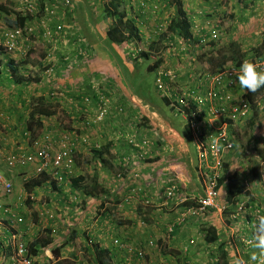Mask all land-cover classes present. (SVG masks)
Returning a JSON list of instances; mask_svg holds the SVG:
<instances>
[{"label":"crops","instance_id":"crops-1","mask_svg":"<svg viewBox=\"0 0 264 264\" xmlns=\"http://www.w3.org/2000/svg\"><path fill=\"white\" fill-rule=\"evenodd\" d=\"M54 1H51L50 4L48 3V7H50L51 9ZM75 1H77V4L74 11L71 7L73 11L72 13L68 12L67 15V12L64 9H60L58 7V9L55 10V8L57 7L55 6V13L52 14V27L54 29L56 26L61 24L62 21L66 22L67 26L61 34L55 36V43H59L65 47V49H63L62 47L59 48L57 50V53H61V55H66L67 53L65 51L66 49H69L68 53L72 56L71 57L68 54V56H65V59L62 58L61 65L64 66L62 68V71L64 70L66 73L61 72V76L56 75L54 85L49 84L50 88L48 92L38 91L39 86H45L42 80L41 82H37L36 86H32L33 83H30V85H26L23 89L19 90L26 92L25 89L27 88L31 91V95H35L33 92L39 93L40 95L42 94L54 104L56 113L52 117L43 118V128L41 130V135L45 132H50L52 136L55 135V142L60 144L61 139L63 137L62 135H60L57 138V134L60 132V130H63V132L66 131L70 133V137L72 138V141L74 142L75 146H78L77 148L75 147L77 156L75 166L77 167L80 161L82 163H85L84 165H86L87 167H89L90 164L97 165V168L87 169L86 173L79 171L77 168L74 177L85 176L88 178L96 174L99 177V180L105 186L106 191L114 193V187L111 188L112 185H109L110 176H112V178L115 176V174L119 176L118 172L125 167L124 159L129 158L131 160V167H128V169L132 170V172L131 174L126 175V177H123L122 180H119V183L123 184L129 181L128 177L133 175L132 173L134 172H139V174H142V184L145 185V189L147 190V192L149 190L148 193L152 196L155 206V208H152L151 210L149 209L148 212L144 214V216L149 220L151 217L154 219V221H157L155 213L164 210L163 207H160V203L163 200L165 189L168 188L170 184L169 179L173 171H175V173L181 180L180 182L184 185V192L194 197L195 199H198L204 195V177L199 173V163L194 166L195 163L192 159V154L189 148L191 145L188 144L189 142L185 138V132L179 129L176 123L171 122L170 119H168V115H166L165 111L160 107H153V109L151 110L149 108L141 106L138 102L137 97L131 91H126L122 86V80L120 78L119 72L121 71V69L117 68L114 62L123 65V62L129 63L131 61L134 67L135 65H137V63L135 64V62L139 61L140 59H137L139 57L132 56L131 53L134 51H141L144 42H146L147 49L152 47H157L156 49L159 48V38L158 40L155 39L156 41H154L153 39L152 41H149L147 40L148 37H145V33L147 32V30L152 32V29L155 30L161 24L162 19H159L158 16L164 9L167 10L168 7L165 8L163 5L164 9H160L159 2L162 1L167 3L169 0H122V10L126 14L125 20H129L134 24V27L137 28L138 36L140 35L143 40L140 39L138 41L133 39L130 41H125L124 43L119 45L110 42L106 36V32L109 30V27L113 23V18H107L105 16L107 0H72V2L74 3ZM258 1L264 2V0H257V2ZM78 4L84 5V8L81 11H78L77 9ZM86 6L90 9V13L93 14L95 18H97L92 25L96 27L97 30L100 31V33L103 34V38H101L98 42L94 44L88 43L80 33L82 31L83 26L86 24ZM257 6L262 7V14H264V4H257ZM166 10H164V13H166ZM245 14L248 15L249 10L246 11ZM254 18L255 16L250 18V21L245 24L246 26H244L242 30H237L235 32L236 34L232 38L233 40L238 41V43H250L249 46H245L246 49L242 48L245 53L250 51L252 47H256V41L261 40V44L264 40V27L260 28L261 24H263L264 26V16L261 20L258 19L257 21H255ZM71 19H73V22L71 21ZM235 19L237 18L235 17ZM28 22L29 21H27L26 25H28ZM68 22H71L70 26L68 25ZM241 25H243V23H241ZM145 29L146 31L143 33ZM201 29L202 31H204L203 28ZM81 39H84V41L82 42ZM180 44H182V47H188V44ZM112 48L115 49L114 54H116L117 56L112 54V52L114 51ZM101 49L102 52L95 54L96 50ZM186 52L187 51H181L180 53H178V55L184 56V53ZM16 57L18 56H16L15 54L11 58ZM119 58L121 59V62L118 61ZM162 58L164 59V57ZM17 59L19 60H16L17 62H15V65H18L19 63H25V67H27V61H25L23 58ZM186 59L187 58H183V62L186 61ZM155 62L152 65H155ZM177 62H179V60L177 58H173L172 60L165 62L163 60L160 65H162L163 67H171L173 70L178 69L179 71H181V73L177 75V78L175 79L176 82L182 81L183 79L190 80L188 79V73L190 69L187 68L188 72L182 74L183 70L176 66ZM53 64L55 65L56 63L53 62ZM5 65H7L8 72L0 74V112L4 111L8 113V111H13V107L21 110L22 102L24 101L21 97H19L18 100H15V96L13 94L15 93L14 90H12L10 87L7 88V85L9 83H14L16 85L21 78L24 77L25 79H27L28 77L27 74L22 73V75L20 72L15 73V75H13L10 69V66L13 65V61H8ZM5 65L3 64L1 66L2 68H0L3 69V66ZM96 65H102L108 70H111L110 72L112 75L98 74V76H96L92 72L93 70H96ZM160 65L155 69H159ZM30 67L33 68V65H30ZM34 68H37V66L35 65ZM204 73L207 74L208 70H203L202 73H200L198 76L196 74H192L191 72L190 77L193 82L189 84L192 87L195 86L194 80H202V75ZM42 78H45L43 74ZM97 79L98 81H96ZM39 83H41V85H38ZM63 83L67 89L60 88ZM238 83L239 82L237 80V83L234 88V95L237 98L246 95V93L243 94L244 90L239 89ZM3 85L6 87H3ZM52 86H54V90H51ZM57 92L58 95L61 96L57 95L56 97ZM206 92L201 93L202 95H198L201 96L200 98H205ZM173 93L175 94V96L180 94L176 90H174ZM50 95L53 97H51ZM83 97H90L91 99L83 100ZM161 98L165 103V99L168 100V104L166 103L168 108H171L172 110H178L171 107L169 99L162 96V94ZM101 99L109 100V102L103 104ZM256 102L258 104L259 109L258 115L256 116V120H254L255 110L252 109L250 116H248L246 120H242L235 124L232 123L229 119L215 117V115L211 113L212 102L210 101L209 103L208 100H205L203 104H197L195 101H191V107L185 110L187 116H185V114L181 112L184 115L186 124H191L190 126L192 139H194L196 135V130L192 125V121H195V123L198 125L201 120L203 121V131L200 140L203 141L205 144L209 142L211 136L216 135L219 132L224 131L229 135L230 139L234 142V147L230 150H222V154H220V156L222 158L223 163L229 166L228 171H230V173L238 172L240 183H242L247 188L246 190L251 191V193H247L248 197L252 196V199L249 203V205L251 206H249L248 208L244 207V209L247 210L244 216H242V218L238 217L237 214H232L234 212H231L233 209L236 208V205L234 207L228 205L226 212H223L228 213V216L222 218H219V215L223 213H217L214 210L208 211L211 213L209 215L210 224L215 225L217 228H224V224L228 226L232 225L231 228L229 227L231 229L230 231L226 230V236H223V234L220 233L218 237V243L209 246L211 248V251L214 250L213 253L218 255L219 251L217 250V247L220 245V243H222L226 252L228 253V264H232L234 257L249 259L254 252H257L258 255V259L255 262L260 264L262 261V259L259 257L258 251L256 249H253L252 247L248 248L243 242V239L246 237L249 239L253 238V233L255 232L254 225L256 223V218L259 216V213L262 212L260 208L264 209V162L259 161V159L262 158V155H264V91H262V93L256 98ZM102 104L104 106H107V115L105 119L100 122L94 121L89 126L86 125L85 127V122L87 123L89 121H92L98 115V113L102 111L101 109H99V107H102ZM26 105L27 101L24 102V107H26ZM27 110L28 116H26V118L28 120L30 109ZM6 116L7 115H5L4 118L0 119V121H3L2 123H6V125L9 126L10 122L7 121ZM252 118L254 120L253 125L250 123ZM53 120L58 121L59 128L51 124ZM239 126H245L248 131L250 130L251 136L246 139V142H239L238 140L234 139V137L239 135ZM3 127L6 128L5 125H3ZM17 131L10 133L11 137L9 135L6 136L4 131L0 133V150L4 153H7V155L9 152H7L4 148H7L8 146L14 147L12 144L13 140L14 144H17L20 141L18 137V134L20 133H18ZM27 131L29 132V130ZM134 138L140 141L148 140L150 142L147 153L145 152L147 155L141 156L140 149L130 144V140H134ZM240 143L243 145V147L240 146ZM107 145L109 146V153L107 152L102 154V157L94 158L92 150L104 151L103 148ZM249 145H251L250 150L243 149L245 146ZM258 151L260 152L259 154ZM196 153L198 156L197 162H200L198 149H196ZM252 160L259 161V169L257 174L258 176H260L259 179H256V174H254L253 172L251 173L250 168L255 165V163H250V161ZM1 164H3V161L0 158V165ZM242 165L243 170L241 172L240 169ZM128 169L126 171H128ZM67 174L68 172H66V175ZM45 175H47L48 177L46 179L45 184L39 186L41 189H43L41 192H44L45 195H51V192L49 191V189H51L55 196L61 195L62 193L66 192L64 185L68 184L62 182L59 183L57 181L59 177L58 175H55L54 173L52 174L51 172H48ZM40 177L41 176H38L37 178ZM106 180L108 181V183L105 184ZM45 185H48L49 187H46ZM127 185L128 184L123 185V193L127 192V189L129 187ZM69 186L72 188L70 195L73 194V197L76 196L77 198L80 195L82 199H84L86 204L84 210L80 213L78 212L77 215L79 216L77 218H72V220L71 218H66L67 223H70L69 225L76 226L81 231H84L86 229H93L95 232V236L99 233V230L102 229L101 237L103 238H105L106 233L110 231L112 232L114 227H116V232L118 233V236H116L117 240L127 242L133 245H142L147 251V256H154V245L157 246L158 242H160L166 248L175 250L174 247L165 244L164 237L161 236V233L158 232L156 229L157 226L152 229L146 228L148 223L143 219V217H140L142 221L137 219L136 215H143L138 214V211L140 209L138 208L140 206L139 204L135 208L131 207V203L126 204L124 206V213H121L124 214L122 218V223L118 224L115 222L113 227H110L112 223L116 221V219L114 218L116 214L113 213V217H108L106 219L102 218L97 212L99 207L105 208L106 206H108L109 202L107 198L105 197V199L107 200L106 201L99 197L86 196L83 190L74 188L71 182L69 183ZM33 191L30 194L32 201L35 197ZM2 195L6 196V200H8L6 202L7 204L15 202V205L17 206L16 211L20 212V210L18 209V207L21 206V204H19V197H13L12 193H2ZM25 196L27 200L28 193H26ZM102 200L106 202L105 206L102 205ZM60 202L62 201L56 198L54 206H57L61 209ZM51 203L52 202L49 201L48 204ZM81 205L82 204H80V206ZM4 206L2 209H4ZM1 207L2 204H0V208ZM6 207L8 208V205ZM95 210L98 215L96 220L92 218ZM126 214L127 219L125 218ZM35 215L36 214H34V216ZM214 215L216 216V218H214ZM49 216L50 218H54L55 214L49 213ZM262 216H264L263 213ZM119 219L120 218H118V220ZM134 219L137 220L135 221ZM221 219L224 221V224H222ZM54 220L55 219L50 220V224H47L49 225L47 226V232H50L52 241H54L55 246H57L65 242L63 240L66 239V235L68 236V234L66 231H62V233H59L60 230L57 224L54 223ZM124 221L127 223H123ZM142 222L146 224L142 225ZM159 222L160 224H165V220ZM159 222H157V224H159ZM37 224L42 225L40 224V220L37 222ZM41 227L37 228L34 231V233H36V237L42 235ZM43 227L46 226H44L43 224ZM23 234L24 236L22 234L19 235L22 236V238L24 237L23 239L26 240L27 236L25 235V230ZM247 234H249V236ZM172 235L173 238H175V234ZM0 238H4L7 243L8 241L11 242L9 237H6L5 233L0 234ZM130 240L134 243L129 242ZM166 242L170 243V240ZM183 242L184 238L179 237L177 238L176 243L173 246L177 245V248L179 250L180 247L184 249L185 247H188L185 251L187 252L191 245H184ZM46 251L51 252L50 249L45 250V252ZM119 251L123 252L125 256L123 264H137L133 259H129L126 257V252L122 250ZM120 258L122 259V256ZM38 259L40 258H35L36 263H38ZM59 259H57V261ZM202 260L204 259H199V261ZM3 262L4 260L0 259V264H4ZM151 263L153 262L150 261L149 264ZM38 264H43V262L39 260ZM216 264L219 263L217 262Z\"/></svg>","mask_w":264,"mask_h":264},{"label":"rangeland","instance_id":"rangeland-1","mask_svg":"<svg viewBox=\"0 0 264 264\" xmlns=\"http://www.w3.org/2000/svg\"><path fill=\"white\" fill-rule=\"evenodd\" d=\"M51 1L52 0H47L46 4L49 6ZM258 2L257 0H185V1L182 0L184 12L186 13L188 19L192 23V33H193V38L195 42H198L200 44L202 38L206 37V39H208L207 38L208 32H210L213 28H218V30L220 31V37L222 36V40H221L222 43L220 45L226 44L228 41L233 40L232 38L236 34L235 32L237 30H242L244 26H246L245 24L248 21H250V18L255 16L256 18V19L254 18L255 21H257L258 19L261 20L263 18L264 14H262V7L257 6V4L261 5V4H264V2H260V1ZM0 3L5 4L6 8L10 10L8 14L0 10V25L9 27V20L10 19L15 20L14 12H11V11L17 10V11L23 12L22 8L24 7V5H22L21 0H0ZM73 4H74L73 7L75 8L77 1H75V3L73 2ZM159 5H160V9H164V7L165 8L168 7L167 10L164 9L166 10V13H164V10H163L158 16L159 19L160 18L162 19L161 24L155 30L152 29V32L147 30V32L145 33L146 34L145 37H148L147 40L149 41H152V39L156 41L155 39L158 40L159 38V48L156 49L155 51H149V49H147L146 42H144V44L142 45L141 52H145V51L148 52L150 55L148 59L139 58L140 60L137 61V65H135L134 67L131 61L129 63L127 62L128 64L123 62V65L117 62H114V64L117 68L121 69V71L119 72H120V78L122 80V86L124 87V89L126 91L127 90L131 91L137 97L138 102L140 103L141 106L145 108H149L151 110L153 109V107H160L161 109H163L166 115H168V119H170L171 122L176 123L179 129L185 132L186 134L185 138L189 142L188 131L186 129L187 124H186V120L184 118L183 113H181L178 110H172L171 108H168L166 103L161 98V93L157 90L156 81H157L158 70L161 68H165V67L160 66V68L157 70L149 69V67L155 61L159 60L162 57H164L163 59L164 62L172 60L173 58H177L179 62L176 63L177 64L176 66L183 70L182 74L188 72L187 68L190 69L188 73V79L190 80L183 79L182 81H179V82H176L174 80V82L172 83L173 89L178 91L179 93L188 91V92H194L195 94H200V95H202L201 93L206 92L210 87V83L207 82L206 80L207 77H205L206 73L202 75V78H203L202 80H194L195 86L193 87L189 84L193 82L190 77V74L192 72V74H196L198 76L200 73H202L203 70L208 69V67L207 65L202 64V62H199L197 60V54H199V51H200L199 45L194 46V43L193 44L188 43L187 50L188 51L190 50V51L189 52L187 51L186 53H184L185 54V55L183 54L184 56L178 55V53L182 51V50L180 51L182 47V44L180 43H183V42L180 40V38H178L177 35L172 33L169 27V23L172 17L177 12L176 6L173 7V0L172 1L169 0L167 3L160 1ZM83 8H84L83 4L77 5L78 11L79 10L81 11ZM248 10H249V14L246 15L245 13ZM66 12H67V15H68V12L72 13L69 10H67ZM44 14H45L44 12H42V15H39L37 13L35 17L29 20L28 25L31 27V23H32L33 29L37 28L36 34H34V36H32L26 41L25 47H23L22 49L16 52V56L18 57L16 58L10 57V59L14 60V62H17L15 60H19L17 58H23L25 61H27V64H26L27 67H25V63L18 64V66H20V71H19L20 73L28 74L30 72H35V73L40 72V67L31 68L30 65H33V67H35V65L38 66L36 61L37 60L43 61L44 58L42 54L46 51L50 52L49 49H51L52 45L55 43L53 42L52 38H47L44 36V32L42 30L43 28L41 27L42 23L40 22V20L45 19V21L48 24L50 23L51 25H53V17H52L53 15L43 16ZM86 15H87V17L85 18L86 24L83 26L82 31L80 33L82 34V36L85 38V40L88 43L94 44L98 42L101 38H103V34L100 33V31H98L97 28L92 25L96 21L97 18H95V16L90 13V9L88 7H87ZM235 17L237 19H235ZM71 21L73 22V19H71ZM43 23H44V20H43ZM70 23L68 22V25ZM241 23H243V25H241ZM262 27H264L263 24H261L260 28ZM160 28H163V29H160ZM201 28H203L204 31H202ZM145 31L146 29L143 31V33ZM159 36H163V38L160 39ZM81 41L83 42L84 39H81ZM260 41L261 40L256 41V44H257L256 47L260 45ZM184 42L187 43V41H184ZM210 43L211 41L207 40V42L204 43L206 45H203L202 47L207 48L208 45H210ZM55 44L58 45V49L61 47L65 49L63 45L59 43H55ZM240 45L242 46L243 49H246L245 46H249L250 43L242 42L240 43ZM113 50L114 51L112 52V54L115 53V49ZM68 51L69 49H66L65 51L67 53L66 55H61V53H56L54 56H52V60L54 59L56 63L55 73L57 76H61L62 75L61 72L66 73L64 70L62 71V68L64 66H62L61 63H62V58L65 59L66 58L65 56H68L69 54ZM246 53L248 54L250 52L248 51ZM69 56L71 55L69 54ZM183 58H187L186 61L183 62L182 60ZM0 59L6 60L8 59V56L2 55L0 56ZM118 61L121 62V59L119 58ZM189 67H192V68H189ZM227 67H232V66L227 65ZM6 68L5 66H3L2 70ZM95 69L96 70H93L92 72L96 76H98V74L112 75L110 72L111 70H108L102 65H96ZM174 71H175L176 78H177V75H179L181 71H179L178 69ZM41 74H44V71L41 72ZM56 75L54 78H56ZM50 82L52 83V81ZM50 82L48 80L44 81L43 84L45 86H39L38 91L48 92L50 88L49 84H51ZM175 85H179V86H175ZM3 87L5 86L3 85ZM60 88L67 89L64 86V83L60 86ZM19 89L20 88L14 89L15 93L13 94L15 96L14 98L15 100H18L19 97H21L23 101L26 98H29V96L31 95L30 94L31 91L29 89L26 88L25 89L26 92L19 91ZM239 89H242L240 85H239ZM242 90H244L243 94H245L247 89H242ZM33 93L35 94V92ZM58 96H61V95H58ZM29 106H30V99L29 101H27L26 107H24V102H22L21 110L13 107L12 112L11 111H8V113L4 111L0 112V119L4 118L5 115H7L6 116L7 121L10 122V125L7 126L6 123H2L3 121H0V133L4 131L6 136L9 135L10 137H11L10 133L14 131L18 130L17 132L20 133L18 134L20 141L17 144H14V140L12 141L13 142L12 144L14 147L8 146L7 148H4L9 153H18V152H22V150H33L32 144L28 142L30 138H28L29 134L27 132V123H26L27 122L26 116H28L27 109L31 108V106L30 108ZM1 114H5V115H1ZM51 124L59 128L58 121L53 120ZM3 125H5L6 128H4ZM84 126L86 127L85 124ZM64 134H68L70 136V133L66 131L63 132V130H60V132L57 134V138L60 135H64ZM250 134H251L250 130L248 131L245 126H239V135L234 137V139L238 140L239 142H246V139L249 136H251ZM190 145L191 146L189 148L192 154L191 156L195 163L194 166H196L199 162H197L198 156L196 153V145H195L194 139H192V143ZM240 146L243 147L241 143H240ZM75 147L77 148L78 146L76 145L74 146V148ZM250 148H251V145L245 146L243 149L250 150ZM257 162L259 161L257 160L250 161L251 164H254ZM3 164L0 165V175L5 180L10 181L13 184V192H12L13 195L12 196L19 197V204H21V206H19L18 209L20 210V212L16 211L17 206L15 205V202H12L10 204L6 203L8 200H6L5 195H2V193H6L4 189V185L2 183H0V200H2L0 201V204H2V206L8 205V207L12 208L15 211V214L24 218V222L17 223V222L8 221L9 218H8L7 213L0 211V234L2 233L4 234V230L6 229L7 225L10 224L9 225L10 230L13 231V233L22 234L24 236L23 232L25 230V235L27 237H26V240L24 239L25 240L24 243L29 244L30 242L34 240V238H36L35 236L36 233H34V231L41 226H42L41 227L42 235H39V236H42V237L46 236L48 233L47 226H49L47 224H50V220L55 219L54 223L57 224L60 230L59 233H62V231H66L68 234V236L66 235V239L63 241H66L67 239H69L70 242L65 247H63V249L61 250V257L58 261L52 255V251L51 252L46 251L47 253L41 251L40 254L37 256L38 258H40L38 259V263H39V260H41L43 264H93V263H89L86 260L87 256H86V253L84 252V246H86V241L82 237L83 230L81 231L76 226L69 225L70 223L69 224L67 223L66 218L67 217L69 219L71 218V220L72 218H77L79 216L77 215L78 212L80 213L82 211V206H83V201H84V199H82L80 195L78 196V198L76 196L73 197V194L70 195L71 189H72L69 186L70 179L75 176V171L77 168L79 171L86 173L87 169L97 168V165L90 164V166L87 167L86 165H84L85 163H82L80 161L77 167L76 168L74 167L75 169L73 172L68 173L67 175L63 174L64 177L60 180V182L68 184V185H64V188L66 189L65 193L55 196L53 194V191L49 189V191L51 192L50 193L51 195L49 194L45 195L44 192H41L43 189H41L40 187H37L33 191L34 192L33 194L35 195L33 199V203L31 205H28V203H25V200H26L25 194L27 192L24 189V183L29 180L34 179L32 177L34 176L33 167L27 166V167L11 168L7 164H5L4 161H3ZM228 167L229 166L224 164V169ZM124 169L126 171L128 167L123 168V170ZM240 170L242 172L243 165ZM118 173H120V171ZM132 178L133 176L131 175L128 177L129 181H127L126 183L120 184L119 183L120 179L118 178L116 174L113 178L112 176H110L109 185L110 184L112 185L111 188L114 187V193H112V198L108 201L110 203L108 204L109 208H111V202L114 199L113 196H115V199H117V196L119 198H123V191H124L123 185H126V184H128L127 186L140 185L142 187H145V185L142 184L143 183L142 178L140 179V182H137L136 180ZM106 183H108L107 180L105 181V184ZM45 186L49 187L48 185H45ZM247 192L251 193L250 190H247ZM48 197H51V198H48ZM56 198L62 201L60 202L61 209L57 206H54L56 202ZM222 198H223V194L221 196V199ZM251 199H252V196L248 197L247 193H242L239 196L238 202L236 204V208L231 211V212H234L232 214H237L238 217L242 218V216H244L247 209H239L238 207L243 205L244 207L248 208L249 206H251L249 205ZM141 200L142 198H139V197L132 200L131 207L135 208L139 204L140 206L143 207V210H144L143 214H146L148 212V209L151 210L152 208H155V206H152V207L145 206L144 204H142ZM49 201H51L52 203L48 204ZM80 204H82V206H80ZM178 204H179V199L171 200L170 205L167 206L168 210L165 209V211L164 210L158 211V212L155 211L157 221H154V219L150 217V220H149L150 222H147L148 225L146 226V228H149V229H152L155 226H157L156 229L158 232L161 233V236L164 237L165 244H168V246L174 247L175 250H173V252H178V253H175L177 257L172 256L171 254L164 255L160 251L159 246L155 245L154 246V251H155L154 256L148 255V257L145 260H147L148 262L152 261L153 263L151 264H216L218 262L217 261L218 255L214 254L213 253L214 250L211 251V248L209 247L215 244H208L205 241V232L203 228V226L205 225H208V224L210 225L209 215L211 213L206 212L204 214H195V215L186 214L185 216L189 215L186 217L187 220L181 223V220L184 217V215L182 213V210L180 209V205ZM260 210L262 212L259 213V216H262V213L264 215V211H263L264 209L260 208ZM49 213L55 214V217L50 218ZM34 214L36 215L34 216ZM123 215L124 214H121V215L116 214L114 218L116 220L118 218L122 219ZM225 216H228V213H223L219 215V218H222ZM136 217L137 219L142 221L140 217H145V216L136 215ZM125 218L127 219V214L125 215ZM214 218H216V216ZM137 219H134V220L136 221ZM39 220H40V224L42 225L37 224ZM163 220H165V224H160L159 221H163ZM157 222H159V224H157ZM221 222L222 224H224V221L222 219H221ZM43 224L46 227H43ZM114 224L115 223H112L110 227H113ZM229 227L231 228L232 225L228 226L224 224V228L218 227L219 234L221 233L223 234V236H226V230H229V231L231 230ZM74 228L77 229L79 234L76 239L72 240L71 231ZM170 228H172V231L174 230V232L170 231ZM99 234H100V237L98 239H100V241L98 240L95 243L99 242L101 244V247L103 248L109 247L111 250H113L115 260L117 261L120 260L121 256L125 258L123 252L118 250L119 252L118 254L112 247V244L116 245L114 240L117 238L116 236H118V233L116 232V227H114L112 232L110 231L106 233L105 238L101 237V232H99L97 235ZM172 234H175V238H173ZM247 235L249 236V234ZM179 237L184 238V242H183L184 245H191L187 252L185 251L187 250L186 248L188 247H185V249L180 247V250H179L177 248V245L173 246L176 243L177 238ZM168 240H170V243L166 242ZM129 242L134 243L131 240ZM190 242L194 244H191ZM199 259L200 260L204 259V260L199 261ZM261 259H264V258H261ZM145 260H141V261H145ZM244 260L246 262H249V264H253V263L258 264L256 262H250L248 258H245ZM38 263L35 262V264H38Z\"/></svg>","mask_w":264,"mask_h":264},{"label":"built area","instance_id":"built-area-1","mask_svg":"<svg viewBox=\"0 0 264 264\" xmlns=\"http://www.w3.org/2000/svg\"><path fill=\"white\" fill-rule=\"evenodd\" d=\"M23 12L28 13L30 15H36L39 12L38 9V1L39 0H21ZM73 5L72 0H55L56 8L60 9H71ZM54 8L47 9V15L54 14ZM44 20V23H43ZM40 20L42 23V30L44 32V36L47 38H53L56 35L61 34L64 29L67 27L65 23L61 22L55 29L48 24L45 19ZM70 26V25H69ZM29 25H26L25 28L21 27H13L10 28L8 26L0 25V53L4 52L6 54H12L16 50L24 47L25 42L36 33V29L32 27L29 28ZM220 33L218 29L213 28L208 35V39L206 37L201 39V44H204L209 41H216L219 39ZM55 49L58 48L56 44ZM183 51H187L186 46L182 47ZM258 70L264 71V60L255 64ZM233 69L237 71L239 68L237 67H226L224 69H219L215 73H207L205 77H207V82L211 85L205 94V98H200L198 94L194 92H184L175 96L173 93L172 83L176 78L175 71L172 68H161L157 73V90L164 96L169 99L171 107L178 109L180 112H183L185 116L187 113L185 112V108L191 107V101H195L197 104H203L205 100H208L211 103V113L215 115V117H220L223 119H229L232 123H237L242 120H246L248 116H250L252 112V106L249 99L246 96L237 98L234 95V88L237 83L236 75L233 73ZM53 68L49 69L48 72H52ZM223 88V90H222ZM88 100V99H86ZM103 104L108 103L109 100L101 99ZM102 104L101 112L98 113L95 121H103L107 115V106ZM195 114V112H194ZM192 125L196 130V146L199 153V173L204 177V185L205 191L204 195L198 199L194 197L190 198L188 194L183 192V187L180 184V179L178 175L173 171L171 177L169 179L170 184L168 188H166L164 192V204L170 202L173 199H179V203L183 204L188 200L194 201L197 205L190 206L185 208L183 215L186 214H204L209 210H214L217 213H223L227 209V204L223 203L220 199V193L218 191V179L222 176L224 165L220 154H222V150H230L234 147V142L230 139L229 135L226 132H219L216 135L211 136L209 142L205 144L200 140L201 138V130L195 121H192ZM41 145H38V142L34 141L35 149L32 152H20V153H12L5 154L0 150V157L4 160V162L11 168L14 167H27L32 166L35 174L39 175L43 172L50 171L52 174L58 175V179L61 180L63 177L59 175L63 170H66L68 167L73 164L74 155L73 150L69 147L62 148L60 151L54 154L51 149L52 141L49 140V137L44 138ZM130 143L140 149L141 156L147 155V150L150 145L148 140H142L141 142H136L135 140H130ZM37 145V146H36ZM146 152V153H145ZM210 152V153H209ZM126 163L130 162V159H124ZM133 179L137 182H140L141 175L139 172L133 173ZM122 178V176H119ZM0 183L4 185V189L6 193L10 194L13 191V184L10 181L5 180L0 175ZM60 183V182H59ZM130 191L127 192L126 201H132L136 198H142V204L145 206H152L153 200L152 197L149 196V193L146 192L145 187L140 185L130 186ZM143 195V196H141ZM161 205V204H160ZM122 208L121 206H119ZM239 209H244V206H240ZM5 213L9 214V219L12 222L22 223L24 222V218L15 214V211L11 208H5L3 210ZM183 219V218H182ZM182 221V220H181ZM145 223L142 222V225ZM172 230V228H170ZM13 245L15 247V254L12 256V264H35V257L30 255L28 244L24 243V239L17 233H13L11 235ZM116 245L125 251L127 254L129 253L131 256H137L138 260H142L145 255V249L143 247H136L127 242H122L117 239L114 240ZM244 244L250 248L251 244L254 242L253 238H244ZM133 258V257H130Z\"/></svg>","mask_w":264,"mask_h":264},{"label":"trees","instance_id":"trees-1","mask_svg":"<svg viewBox=\"0 0 264 264\" xmlns=\"http://www.w3.org/2000/svg\"><path fill=\"white\" fill-rule=\"evenodd\" d=\"M45 2L46 0H41V11L44 8ZM106 3L107 5L105 8L106 9L105 16L107 18L108 17L113 18V23L109 27V30L106 32V36L109 39V41L119 45V44L124 43L125 41H130L133 39L139 41L140 39H142L140 35L138 36V31H137V28L134 27V24L130 22L129 20H125L126 14L122 10V7H123L122 0H107ZM174 6H176L177 12L176 14H174V16L172 17L169 23L170 30L175 35L181 36L185 40H189L190 42L195 43V40L193 39V33H192V24H191V21L188 19L186 13L184 12L182 0H173V7ZM0 10L7 14L10 12V10L6 8V5L2 3H0ZM11 12H14L15 20L14 19L9 20V27L10 28H13V27L25 28L26 23L27 21L31 19V16L28 13H25L22 11L12 10ZM221 43L222 42L217 44L215 42H212L210 43V45H208L207 48L203 49L199 54H197V60L207 65L210 72H217L219 69L226 68L227 65L239 68L240 64L245 61H249L254 64H257L258 62L264 60V40L258 47H252L249 51L250 53L248 54L242 50V46L236 40H231V41H228L226 44L220 45ZM152 48H149V51H153V50L155 51L157 47H154L153 49ZM57 52H58L57 50H52V49L50 52L48 51L44 52L42 54L44 58L43 61H40V60H39L40 62L38 60L36 61L38 66H40V72H37V73L30 72L27 74V77H28L27 79L23 77L19 80L18 83L19 84L25 83V86L30 85V83H33L32 86H36V83L41 82V80L44 83V81H46V77L42 78L41 72L44 71V74L47 73L49 69V65L53 63L52 60L48 56L52 57ZM99 52H102V49L96 50L95 54ZM137 57H139L140 59H143V58L148 59L150 55L148 52L145 51V52H140V54ZM8 61H10V59H6V60L0 59V67L3 64L5 65ZM161 62H163V58H160L157 61V63L155 65L150 66L149 69L157 68L161 64ZM136 63L137 62H135V64ZM6 67L7 65H5V68ZM10 67H11L10 69L13 75H15L16 71L20 69V66L15 65V62H13V65H11ZM1 73H3V70L0 68V74ZM38 85H41V83H39ZM262 91H264V87L260 88L255 93H252L250 91L247 92V97L249 98V101L252 105V109L255 110L254 120H256V116L258 115V110H259L258 104L256 102V98L262 93ZM35 94L36 95H30L29 98H26L24 100V102L29 101L30 99L31 108H30V113H29V117L27 120V130L32 132V135L37 136V133L39 132V130L43 128V118L52 117L53 115H55L56 112H55L54 104L52 102L47 101L45 96L40 95L39 93L38 94L35 93ZM165 101L168 104V100L165 99ZM254 120L252 118L250 121L252 125L254 124ZM201 123H203L202 120H201ZM190 125L191 124L187 123L186 129L188 131L189 143L191 144L192 137H191V126ZM108 145L103 148L104 151L92 150L94 158L102 157V154L107 153L108 147H109ZM259 153L260 152L258 151V154ZM259 161L264 162V155H262V158L259 159ZM124 164L126 165V167H131L130 165L131 162L126 163L124 161ZM72 166H74V164ZM70 168L71 167H69V169ZM258 169H259V162L255 163V165L250 168L251 173L253 172L254 174H256L255 176L256 179L260 178V176L257 175ZM228 170H229V167L225 168L223 175L218 179V191L220 193V199L223 194V198L221 199V201H223V203H226L229 206L234 207L238 202L239 196L242 193H248V192L246 190L247 188L239 181V173L238 172L230 173V171ZM128 172L131 173L132 170L128 169V171H125V169L123 170L122 168V170H120L119 176L124 174L123 177H126V175H129ZM140 175L142 178V174ZM47 177H48L47 175L43 174V176H41L40 178H36L29 182L24 183V189L28 193L27 200H26V203H28V205H31L33 203V201L31 200V196H30L31 192L36 187H39L42 184H44L46 182ZM70 182L74 188L83 190L86 196H93V197L95 196V197L102 198L104 200H106L105 199L106 197L108 201L110 200V197L112 198V193L106 191L105 186L102 184V182L99 180V177L96 174L88 178L85 176L73 177L71 178ZM129 191L130 189L128 188L127 192ZM127 192L123 193V198H119L117 196V199H115V196H113L114 199L111 202V208H109L108 206H106L105 208L99 207V209L97 210L99 215L102 218H106V219L108 217L111 218L114 216L113 213L116 212L115 209L119 207L120 204H123V208H124L126 204L132 203V201H126ZM149 196L151 195L149 194ZM102 202H103L102 205L105 206L106 202H104L103 200ZM196 205L197 204L194 201L190 200V201L185 202L184 205L180 206V209H182V207H189V206H196ZM84 207H86L85 201H83L82 211L84 210ZM138 208H140L138 211V214L142 215L144 213L143 207L139 206ZM163 208L165 210L168 207L165 205ZM97 212L95 210L92 216V218H94L95 220L98 217ZM187 216L183 217L181 223L187 220L186 218ZM143 219L146 222H149V219H147L146 217H143ZM117 220L116 221L113 220L114 223L115 222L118 224L122 223V219H119L118 221ZM123 223H127V222L124 221ZM9 225L10 224H8L6 227L7 230L5 229L7 234L11 232ZM203 228L205 232V241L208 244H216L218 242V237H219L218 228L212 224L205 225L203 226ZM86 230L87 231L85 230L83 231L82 237L86 241V246H84V252L86 253V256H87L86 260L89 263H93V264H121V263L123 264L124 263L123 256H122V259L117 261L114 259L115 257H114L113 250H111L109 247L102 248L99 242L95 243L96 241L99 240L98 238L100 237V234L95 236V232L93 229H86ZM99 232L102 233V229H100ZM172 232H174V230ZM78 234L79 233L77 229L74 228L71 231L72 240L76 239L78 237ZM50 235L51 234L49 232L47 233L46 236L44 237L38 236L32 242H30L28 244V247H29L28 250H29L30 255H32L33 257H37L41 251L45 252V250L50 249L53 253V256L56 259H59L61 257V249H63V247H65L70 242V240L67 239L65 242L55 246L54 244L55 242L52 241V237ZM158 246L160 248V251L164 255L172 254L176 256L175 253L177 252H173V250L167 249L160 242H158ZM112 247L119 254L118 252V250H120L119 245L112 244ZM217 250L219 251L218 259H217L218 263L228 264V253L226 252L224 245L222 243H220V245L217 247ZM126 257L127 258L133 257V260L135 261L136 259L134 258H137V256L135 255L131 256L129 253L126 254ZM145 257H148L147 254ZM0 259L4 260L3 262L4 264H12V250L4 238L3 239L0 238ZM137 264H149V262L145 260V261L137 262Z\"/></svg>","mask_w":264,"mask_h":264},{"label":"clouds","instance_id":"clouds-1","mask_svg":"<svg viewBox=\"0 0 264 264\" xmlns=\"http://www.w3.org/2000/svg\"><path fill=\"white\" fill-rule=\"evenodd\" d=\"M47 1V0H46ZM52 1H54V0H52ZM22 2V1H21ZM47 2H45L44 3V8H43V10L41 11V0H39L38 1V9H39V12H38V14L39 15H42V12H44L45 14L43 15V16H46V13H47V9H51L50 7H48V5L46 4ZM55 1L53 2V6H52V8H54L55 6ZM74 4L72 5V8H73V11H74ZM56 9H58V8H55V10ZM67 10H69L70 12H73L72 11V9H67ZM67 10H65V11H67ZM30 15V14H29ZM31 16V19L33 18V17H35L36 15H30ZM30 19V20H31ZM63 23H65V22H63ZM66 24V23H65ZM31 25H32V23H31ZM70 25V24H69ZM215 29H218V28H215ZM219 33H220V31H219ZM34 34H36V33H34ZM34 34L32 35V36H34ZM208 35H209V32H208V34H207V38H209L208 37ZM31 37V36H30ZM160 37V39L161 38H163V36H159ZM178 38H180V40L183 42V43H185L184 41H187V43H185L186 45L189 43V44H191L192 42H190L189 40H185L184 38H182L181 36H178ZM54 40H53V42H55V37L53 38ZM221 40H222V36L220 37L219 36V39L218 40H216V41H212L211 40V43L212 42H215V43H220L221 42ZM199 42H200V40H199ZM26 43V42H25ZM198 42H195L194 43V46L195 45H199L200 46V51H199V53L203 50V49H205V48H203L202 46L203 45H206V44H197ZM55 44V43H54ZM52 45V50H57V49H55V45ZM193 44V43H192ZM26 45V44H25ZM25 45H24V47H25ZM58 46V45H57ZM23 47H21L20 49H22ZM187 48V47H186ZM20 49H18V50H16L14 53H12V54H6V53H0V54H2V55H6V56H8V59H10V57H12L13 55H15L16 54V52L17 51H19ZM51 49H49L50 51H51ZM181 50H182V48H181ZM183 51V50H182ZM188 51V50H187ZM139 52H141V51H134V52H132L131 53V55H133L134 57H137L138 55H139ZM2 55H0V56H2ZM51 60H52V57L51 56H48ZM10 61H13L14 62V60H12V59H10ZM16 61V60H15ZM158 61V60H157ZM157 61L155 62V63H157ZM52 62H54L55 63V60L53 59L52 60ZM160 66H162V65H160ZM2 68V67H1ZM51 68H53V71L52 72H48L47 71V73L46 74H43L45 77H46V81L48 80H50V81H52V83H51V85H54V80H55V75H56V73H55V65L53 64V63H51L50 65H49V69H51ZM48 69V70H49ZM160 70V69H159ZM208 70V73H214V72H210L209 71V69H207ZM20 71V69L18 70V71H16V73H18ZM233 71V73L236 75V79L238 80V82H239V85H240V87L242 88V89H247V92L248 91H250V92H252V93H255L257 90H259L260 88H262V87H264V71H261V70H258V68H257V66L254 64V63H252V62H249V61H245V62H242L241 64H240V66H239V70L237 71L236 69H233L232 70ZM6 72H8L7 71V68L6 69H4L3 70V73L2 74H4V73H6ZM22 74V73H21ZM23 75V74H22ZM96 81H98V79L96 80ZM12 85H14V86H12ZM8 87L7 88H11L12 90H14V89H16V88H20V89H23L24 87H25V83H21V84H14V83H9L8 85H7ZM20 86H22V87H20ZM6 87V86H5ZM51 90H54V86H52V88H51ZM20 91V90H19ZM186 92H188V91H186ZM247 92H246V97H247ZM181 93H184V92H181ZM180 93V94H181ZM42 95V94H41ZM57 95H58V92L56 93V97H57ZM51 96V95H50ZM51 97H53V96H51ZM46 98V97H45ZM248 98V97H247ZM86 99H88V100H90L91 98L90 97H83V100H86ZM249 99V98H248ZM46 100L47 101H49V99L48 98H46ZM58 103V102H57ZM252 106V105H251ZM102 107H99V109H101ZM187 108H185V110H186ZM96 118H97V116L92 120V121H89V122H85L84 124L85 125H87V126H89L92 122H94L95 120H96ZM198 127H199V129L201 130V132L203 131V128H202V123L200 122L199 124H198ZM42 130V129H41ZM41 130H39V132L37 133V136L36 135H32V132H28V134H29V137H30V140L28 141L29 143H31L32 144V147H33V150L35 149V146H34V141H36V142H38V145H41L42 143L41 142H43V140H44V138H47V136L49 137V140L51 139V141H52V144H51V149H52V151L54 152V154L55 153H57L58 151H60L62 148H67V147H69L71 150H73V155H74V160H73V164H74V166H72L73 164H71V168L69 169V167L66 169V170H63L59 175H62V177H64L63 176V174H65L66 175V172H68V173H71V172H73L74 171V167H76L75 166V164H76V158H77V156H76V152H75V148H74V146H75V144H74V142L72 141V138L69 136V135H67V134H64V135H62L63 137H62V139H61V143L60 144H58V143H56L55 142V137L54 136H52V134L50 133V132H45V133H43L42 135H41ZM134 140L136 141V142H141L140 140H137L136 138H134ZM195 145H196V141H197V136L195 135ZM131 144V143H130ZM132 145V144H131ZM37 146V145H36ZM196 149H197V146H196ZM33 150H22V152H32ZM18 153H20V152H18ZM5 154H7V153H5ZM8 154H12V153H8ZM1 158V157H0ZM1 160L2 161H4L2 158H1ZM6 164V163H5ZM199 164H200V162H199ZM223 165H224V163H223ZM125 167H126V165H125ZM124 167V168H125ZM198 169H199V165H198ZM48 172H50V171H47V172H43V173H41V174H39V175H37V174H35L34 173V176H32L34 179H36L38 176H42L43 174H46V173H48ZM223 173H224V169H223ZM223 173H222V175H223ZM119 175V174H118ZM37 176V177H36ZM122 176V178H120L119 176H118V178L120 179V180H122L123 179V175H121ZM171 177H173V175H171ZM170 177V178H171ZM133 179V178H132ZM58 182H60V180L58 179L57 180ZM181 181V180H180ZM180 184L182 185V187L184 188V185L180 182ZM129 187H130V185H129ZM128 187V188H129ZM146 190V189H145ZM166 190V189H165ZM146 192H147V190H146ZM148 192H149V190H148ZM147 192V193H148ZM165 192V191H164ZM183 192H184V189H183ZM189 195V194H188ZM164 196V195H163ZM190 196V195H189ZM190 198H192L191 196H190ZM152 200H153V198H152ZM164 200H165V198L163 197V200H162V202L160 203L161 205H160V207L162 208V207H164L165 205L166 206H168V205H170V202H168V204L167 203H163L164 202ZM174 200V199H173ZM188 201H190V200H188ZM187 202V201H186ZM185 204V202H183V204H178V205H180V206H182V205H184ZM119 206H121L122 208H120V207H117L116 208V212H115V214H117V215H121V213H124V208H123V204H120ZM152 206H154V201H153V205ZM150 207V206H149ZM190 207V206H189ZM3 208V206L0 208V209H2ZM5 208H7L6 206H4V209ZM9 208V207H8ZM185 208H187V207H182V213L185 211ZM4 209H2V210H0V211H3ZM12 209V208H11ZM121 209H122V212H121ZM4 212V211H3ZM118 213H120V214H118ZM7 215H8V218H9V214L7 213ZM8 221H11L10 219L8 220ZM254 227H255V232L253 233V243L251 244V247L253 248V249H256L257 251H258V253H259V257L260 258H264V216H258L257 218H256V223H255V225H254ZM7 230V229H6ZM6 230H4V233H5V235L7 236V237H9V239L11 240V242H9L8 241V243H9V246H10V243H11V250H12V256L15 254L14 252H15V247H14V245H13V242H12V238H11V235L13 234V231H11L10 233H6ZM117 239V238H116ZM7 243V244H8ZM130 244V243H129ZM131 245H133V244H131ZM133 246H136V247H138V246H140V247H143L142 245H133ZM29 248V247H28ZM144 249H145V247H143ZM120 250H122L121 248H120ZM123 251V250H122ZM125 252V251H124ZM145 252H146V254H147V251H146V249H145ZM146 256V255H145ZM36 258V257H35ZM147 257H144L142 260H145ZM129 259H133V258H129ZM134 259H136V262H139V261H141V260H138L137 258H134ZM257 259H258V255H257V252H254L251 256H250V258H249V261L250 262H255V261H257ZM232 264H249V262H246L243 258H241V257H234L233 258V261H232ZM261 264H264V259H262V261H261Z\"/></svg>","mask_w":264,"mask_h":264}]
</instances>
